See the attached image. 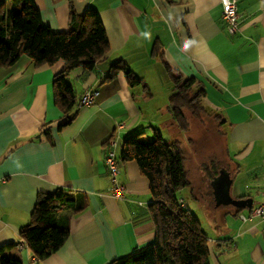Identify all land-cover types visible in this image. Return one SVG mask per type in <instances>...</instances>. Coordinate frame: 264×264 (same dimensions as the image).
<instances>
[{"label": "crops", "instance_id": "crops-1", "mask_svg": "<svg viewBox=\"0 0 264 264\" xmlns=\"http://www.w3.org/2000/svg\"><path fill=\"white\" fill-rule=\"evenodd\" d=\"M235 1L239 27L229 33L221 0H34L42 26L52 32L68 31L71 13L96 12L109 49L94 70L79 67L68 76L76 104L62 127L65 116L54 104L53 82L63 60L35 67L22 56L0 68V247L15 244L6 256L22 264H109L154 240L148 180L136 162H121V148L126 138L140 134L147 140L154 131L163 137L167 130L177 141L179 130L168 102L150 107V89L129 86L122 73L103 81L118 60L146 86L167 80L162 61L195 78L206 105L224 121L228 159L233 156L239 171H255L261 179L257 196L247 190L234 199L250 198L252 208L264 203V0ZM155 46L162 58L151 55ZM87 90L98 95L81 106ZM110 149L119 160L122 200L109 193L104 159ZM58 188L84 201V209L75 213L68 206L56 213L65 242L37 261L19 231L29 224L38 195ZM245 209L247 215L236 208V234L209 241L211 264H264V221ZM21 241L25 246L19 249Z\"/></svg>", "mask_w": 264, "mask_h": 264}, {"label": "trees", "instance_id": "trees-1", "mask_svg": "<svg viewBox=\"0 0 264 264\" xmlns=\"http://www.w3.org/2000/svg\"><path fill=\"white\" fill-rule=\"evenodd\" d=\"M108 49L105 30L94 11L82 16L71 13L68 31L52 32L42 26L34 0L9 5L0 0V68L11 66L22 56L29 58L35 67L52 65L59 59L64 61L63 70L53 82L54 104L65 116L59 127L71 121L70 112L76 104L68 76L79 67L86 73L94 70L96 64L105 59ZM151 55L162 58L156 46ZM162 64L172 86L168 109L177 129L188 131L186 112L195 118L212 115L221 126L224 121L219 114L208 111L204 90L197 80L185 77L164 61ZM119 73L125 76L129 86H141L148 91L143 80L122 60L109 66L103 81L112 80ZM120 160L136 162L141 175L148 180L152 197L148 212L155 237L151 243L135 248L109 264H211L209 239L178 196L183 188H191L180 143H166L158 131H154L152 141L135 134L123 141ZM215 164L202 167L208 182L223 170L214 172ZM68 206L78 213L84 209V201H78L71 191L61 188L38 195L29 224L19 231L37 261H43L64 244L66 235L56 225V213ZM14 247V243L0 247V264H22L19 259L5 255Z\"/></svg>", "mask_w": 264, "mask_h": 264}, {"label": "rangeland", "instance_id": "rangeland-1", "mask_svg": "<svg viewBox=\"0 0 264 264\" xmlns=\"http://www.w3.org/2000/svg\"><path fill=\"white\" fill-rule=\"evenodd\" d=\"M166 79L162 84L147 86V89H150L149 91L153 95L150 107H152V104L153 107H157L168 102L172 93V86L168 77ZM207 109L210 113L213 111L209 105ZM185 114L189 122V129L187 132L179 131L176 142L180 143L182 152L185 155V168L191 182V188H183L179 191L178 196L184 203L183 207L197 218L201 230L209 241L225 239L238 232L239 228L237 226L239 223L235 215L237 207L228 203H218L213 180L211 182L207 181V176L202 169L203 165L216 163L214 172L223 168L224 175L232 180L230 191L232 198L237 196L239 192H246L247 190L252 192L254 197L257 196L262 185L261 179L255 175V171H239L233 156L228 159L225 149V132L227 129L223 125L220 126L218 120L212 115L195 118L190 116L188 112ZM167 134V130L163 132L165 142H173L175 136L170 139ZM153 139L154 135L147 138V141ZM221 164L223 167H221ZM242 211L246 215L248 214L245 208H242ZM238 249L242 250L240 246ZM246 252L243 251L242 255Z\"/></svg>", "mask_w": 264, "mask_h": 264}, {"label": "built area", "instance_id": "built-area-1", "mask_svg": "<svg viewBox=\"0 0 264 264\" xmlns=\"http://www.w3.org/2000/svg\"><path fill=\"white\" fill-rule=\"evenodd\" d=\"M222 5V18L225 22L226 29L229 33H234L238 30L239 27V15L237 12V5L235 0H221ZM98 95L97 91L87 90L85 91L82 96L80 97V105L81 106H88L93 103L95 97ZM105 166L107 167L110 175L111 185L109 187L110 195L115 198L122 200L125 198L124 196V186L119 184L117 180L118 174V167H119V160L115 154V152L110 149L108 150L105 159H104ZM262 196L264 197V182H263V189H262ZM251 216L258 217L260 220L264 221V203L257 205L250 210ZM241 219L245 220L243 216ZM25 246L24 241H21L17 247L19 249Z\"/></svg>", "mask_w": 264, "mask_h": 264}, {"label": "water", "instance_id": "water-1", "mask_svg": "<svg viewBox=\"0 0 264 264\" xmlns=\"http://www.w3.org/2000/svg\"><path fill=\"white\" fill-rule=\"evenodd\" d=\"M230 181L231 179L224 175L223 170L213 179L218 203H228L238 208H247L250 210L252 208V199H234L230 196L228 190Z\"/></svg>", "mask_w": 264, "mask_h": 264}]
</instances>
